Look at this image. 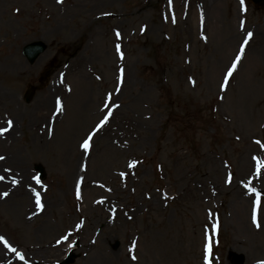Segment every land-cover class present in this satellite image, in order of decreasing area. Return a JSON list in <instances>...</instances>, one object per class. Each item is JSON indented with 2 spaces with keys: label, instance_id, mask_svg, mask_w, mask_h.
<instances>
[{
  "label": "rangeland",
  "instance_id": "374dc122",
  "mask_svg": "<svg viewBox=\"0 0 264 264\" xmlns=\"http://www.w3.org/2000/svg\"><path fill=\"white\" fill-rule=\"evenodd\" d=\"M0 96V264H264V6L0 0Z\"/></svg>",
  "mask_w": 264,
  "mask_h": 264
},
{
  "label": "water",
  "instance_id": "95a60500",
  "mask_svg": "<svg viewBox=\"0 0 264 264\" xmlns=\"http://www.w3.org/2000/svg\"><path fill=\"white\" fill-rule=\"evenodd\" d=\"M259 5H264V0H254ZM46 48V44L44 42H32V44H28L24 47L23 51L24 54L27 56L28 60L33 63V61L41 54L43 53L44 49ZM41 171L43 169L39 168ZM45 175L43 171V176ZM236 258V264H243L244 262V255L239 254L235 256ZM75 260V254H71L64 263H72Z\"/></svg>",
  "mask_w": 264,
  "mask_h": 264
},
{
  "label": "bare ground",
  "instance_id": "6f19581e",
  "mask_svg": "<svg viewBox=\"0 0 264 264\" xmlns=\"http://www.w3.org/2000/svg\"><path fill=\"white\" fill-rule=\"evenodd\" d=\"M0 97H1V96H0ZM0 185H3V184L0 183ZM29 198H30V196H29Z\"/></svg>",
  "mask_w": 264,
  "mask_h": 264
}]
</instances>
